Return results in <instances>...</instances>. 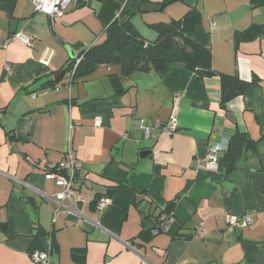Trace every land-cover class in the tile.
<instances>
[{
  "label": "crops",
  "instance_id": "1",
  "mask_svg": "<svg viewBox=\"0 0 264 264\" xmlns=\"http://www.w3.org/2000/svg\"><path fill=\"white\" fill-rule=\"evenodd\" d=\"M122 3L138 5L91 0L70 5L54 25L32 0H18L13 17L0 9V264H37L29 249L39 228L44 248L53 239L52 264H264V0H149L133 16L152 42L150 23L180 19L196 5L202 22L192 38L211 49L215 75L199 79L174 61L124 79L121 94L110 79L121 71L117 64L73 82L72 72L60 75L83 49L104 41ZM18 31L34 36V45L12 39ZM137 50L131 42L120 55L129 60ZM220 73L253 84L223 106ZM175 96L179 129L170 134L158 123L170 118ZM146 126L154 128L149 137ZM238 132L252 144L236 168L200 163ZM68 145L83 162L74 186L90 222L56 213L47 199L62 187L45 172ZM107 195L113 205L98 209ZM170 204L171 222L155 232L156 216ZM226 213H250L253 224H228Z\"/></svg>",
  "mask_w": 264,
  "mask_h": 264
},
{
  "label": "trees",
  "instance_id": "2",
  "mask_svg": "<svg viewBox=\"0 0 264 264\" xmlns=\"http://www.w3.org/2000/svg\"><path fill=\"white\" fill-rule=\"evenodd\" d=\"M148 1L137 0V9L128 10L124 16L116 18L106 27V37L103 42L83 49L79 56L70 60L64 73L72 72V82L84 79L100 64H117L120 66L119 74L110 75L115 87V94H121L128 89L129 85L124 84V79H132L134 73L160 70L166 64L174 61L184 62L198 74L199 79L218 73L213 68L211 49L192 38L193 32L202 22L199 8L196 5L189 7L180 19L150 23V27L157 33L156 40L151 42L142 36L132 22L133 16ZM17 2L18 0H0V9L8 17H13ZM164 4L166 3L164 2ZM131 42H137L138 50L133 58L126 60L121 57L120 53ZM78 58L80 61L77 63ZM220 77L222 82L221 103L223 106L242 95L253 84V80H243L237 75L220 73ZM56 82L57 80L54 79L51 86L55 85ZM251 144L252 140L248 139L244 133H236L230 140V149L220 156V168H225L227 171L236 168L237 160L246 149L251 147ZM172 210L173 204H170L161 214L157 215V225L164 222L161 218L163 214H172ZM2 226L5 227L6 224H2ZM42 234L43 230L39 228L30 245V251L37 248L46 249L43 247ZM77 252L79 250L75 251V253Z\"/></svg>",
  "mask_w": 264,
  "mask_h": 264
},
{
  "label": "built area",
  "instance_id": "3",
  "mask_svg": "<svg viewBox=\"0 0 264 264\" xmlns=\"http://www.w3.org/2000/svg\"><path fill=\"white\" fill-rule=\"evenodd\" d=\"M36 11L43 12L47 14L51 20V24L54 25L57 18H61L64 12L68 9L70 5L78 6L82 4H90L91 0H32ZM12 39H19L32 47L34 45V36L26 34L22 31H18L12 35ZM52 52L46 51L42 60L43 62H48ZM80 59H77V63ZM179 97L175 96L173 100V110L170 118L163 124L158 123V126L162 128L163 132L174 134L179 129V122L177 117V107H178ZM96 124H100V117L96 118ZM145 134L147 137L153 134V127L146 126ZM230 146V140L226 139L216 144L212 145L206 154L200 160V163L207 169L217 170L220 168V156L228 150ZM83 169V162L76 157V154L70 147L67 146L64 158L58 162L56 165L51 166L45 172L47 179H52L57 185L62 187V191L56 195L47 196L49 201L57 203L56 213L64 211L78 217L80 219L84 218L80 209V204L85 202L83 196L75 189L74 180L76 174ZM69 200V203L66 201ZM113 198L111 196H102L97 200V208L100 210H107L113 205ZM164 221L161 225H156L155 232L162 231L171 222L173 215L164 213L161 217ZM225 221L228 224L240 223L242 226L248 227L253 224L254 218L250 213H245L242 215H232L225 214ZM85 219V218H84ZM86 221L90 222L88 219ZM127 246H130V242H126ZM53 249V239L48 238V247L46 249H33L30 251L31 259L37 264H52L51 252Z\"/></svg>",
  "mask_w": 264,
  "mask_h": 264
},
{
  "label": "water",
  "instance_id": "4",
  "mask_svg": "<svg viewBox=\"0 0 264 264\" xmlns=\"http://www.w3.org/2000/svg\"><path fill=\"white\" fill-rule=\"evenodd\" d=\"M61 43L63 44V45H65L66 44V42L65 41H63V40H61ZM66 48L70 51V54H71V56H74V54H73V52H72V47L70 46V45H66ZM60 75H64V71L63 72H61V74ZM55 78L56 79H58L59 78V76L57 75V76H55ZM230 149V147L228 148V150ZM150 152V151H149ZM147 150H143V151H141L140 152V156L141 157H146L147 156V154L149 153Z\"/></svg>",
  "mask_w": 264,
  "mask_h": 264
},
{
  "label": "rangeland",
  "instance_id": "5",
  "mask_svg": "<svg viewBox=\"0 0 264 264\" xmlns=\"http://www.w3.org/2000/svg\"><path fill=\"white\" fill-rule=\"evenodd\" d=\"M127 4V3H126ZM120 10H118V13H117V16H116V18H118V17H120V16H124L126 13H127V11H128V6H126L124 3H122V4H120ZM133 7H136V9H137V7H138V5L137 6H132V8ZM131 8V9H132Z\"/></svg>",
  "mask_w": 264,
  "mask_h": 264
}]
</instances>
